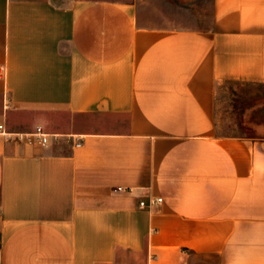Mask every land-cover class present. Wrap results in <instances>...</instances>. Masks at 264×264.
<instances>
[{"label":"crops","instance_id":"0c3cea01","mask_svg":"<svg viewBox=\"0 0 264 264\" xmlns=\"http://www.w3.org/2000/svg\"><path fill=\"white\" fill-rule=\"evenodd\" d=\"M228 81L264 84V0H0V122L51 133L0 134V264H264V97L222 133Z\"/></svg>","mask_w":264,"mask_h":264},{"label":"rangeland","instance_id":"374dc122","mask_svg":"<svg viewBox=\"0 0 264 264\" xmlns=\"http://www.w3.org/2000/svg\"><path fill=\"white\" fill-rule=\"evenodd\" d=\"M210 4L211 0H201ZM175 8H173L174 10ZM170 15V13L168 14ZM264 97V84H250L228 81L220 89L218 97V112L220 113V132H236L235 115L241 106L245 107L255 100Z\"/></svg>","mask_w":264,"mask_h":264},{"label":"built area","instance_id":"2783aa9c","mask_svg":"<svg viewBox=\"0 0 264 264\" xmlns=\"http://www.w3.org/2000/svg\"><path fill=\"white\" fill-rule=\"evenodd\" d=\"M0 134L17 135L20 139H26L30 142H38L42 145H47L50 142L51 133L47 132L42 126H37L35 131L27 133H12L9 132L5 123L0 122ZM81 143L79 142L78 145ZM163 198H150L147 200H141L140 205L142 207H150L158 202H161Z\"/></svg>","mask_w":264,"mask_h":264}]
</instances>
